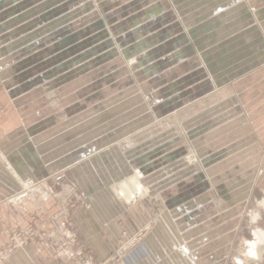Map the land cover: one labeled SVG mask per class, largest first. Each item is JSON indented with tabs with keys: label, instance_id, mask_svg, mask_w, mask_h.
Instances as JSON below:
<instances>
[{
	"label": "rangeland",
	"instance_id": "1",
	"mask_svg": "<svg viewBox=\"0 0 264 264\" xmlns=\"http://www.w3.org/2000/svg\"><path fill=\"white\" fill-rule=\"evenodd\" d=\"M167 1L0 0V98L5 109L4 111L0 110V139L5 136L7 129L16 123L32 126H36L38 123H47L41 131H38L39 138L43 135L41 138L46 137L47 140L52 136L54 138L61 133L60 130L64 126L71 124L75 126L73 134L74 138L79 141L78 152L80 153L83 151L82 147L86 139H92L99 134L105 140L110 139L116 135L115 133L122 134V130L129 129L130 124L142 123L143 125L130 131V134L125 133L118 136L119 138L109 142L105 149L101 148L98 152L95 150L96 153L93 154L102 153L119 140V151H112L108 156L105 155L108 157L105 160L103 157H97L95 160L100 158L106 165H112V171L119 169L120 172H125L127 169V172L130 171L133 174L135 170L144 166L138 159L148 158L149 151L155 147L153 146L155 142L151 143L145 140L147 137L159 136L158 143H156L159 146L167 139L168 134L171 136L177 133L176 135L183 137V133L186 131L191 136L197 133L195 129L200 126L196 114L213 105L222 107L223 112L231 115L232 111L229 109L231 106L235 108L233 103L230 104L228 98L234 91L232 90L234 88H231V83L223 84L218 93L202 100L196 106L193 105L185 109L179 113L178 117L159 114L156 118V112L151 108L149 111L152 117L150 118L145 116L146 112L144 114L143 111H139V108L145 103L149 104L146 94H150L156 89L151 91L150 84H148L151 79V74L148 72L152 68H150L151 63L163 62L161 59L167 56L164 51L156 58L153 54H155L157 46L170 42L174 38L173 17L167 19L166 22L158 24L154 22L158 16L173 10L172 5ZM253 4L257 9L260 4L264 6V2L254 1ZM127 48H130L129 51H126ZM147 55L153 56L151 59L148 57L140 64ZM136 63L139 65L134 68ZM259 67L248 74L249 79L245 78L240 83L250 84L248 89L250 91L253 89L264 91L262 79L264 70L262 71V67ZM146 68L148 70L142 71ZM165 69H160L158 74H162ZM183 75L186 74L183 73ZM183 75L170 77L164 82V86L172 85L174 81H178L176 86L180 85L181 88H186L187 85L182 86V83L179 82L181 77H184ZM134 84L144 95V98L139 102L132 101L134 98L131 99V105L124 110L120 108L123 106L120 102L125 101L128 104V99L132 97L130 95L134 91ZM6 91L10 92L13 100L7 99ZM222 102L225 103L220 106ZM258 102V106L264 104V101L258 100ZM12 107H16L17 111H7ZM105 110V117H101ZM130 112L132 117L121 120L129 124H125V127L119 129V132L113 131L114 129L103 130L101 128L108 125L111 128L119 126L122 122L118 124L117 121L123 115L127 114L128 116ZM236 117L234 116V119ZM241 130L242 136L236 140L237 145L238 143L240 145L237 147L232 146L234 144L226 146L228 147L227 158L231 155H239L245 150L249 137L247 136L246 139V128L244 130L241 127ZM36 132L35 130L34 133ZM98 132L100 133L97 134ZM125 136L131 139L128 140V137L125 138ZM61 137L63 136L61 135ZM194 139L191 136L190 141L192 142ZM221 139H216L213 143L219 144L222 142ZM139 140L145 141L137 145ZM135 141L137 146L133 147ZM137 147L138 152H133L132 149ZM168 151L166 152L163 148L158 153H154V158L156 157L154 162L168 157L170 154ZM174 151L176 156L186 162L184 169L195 166L201 173L202 167L199 166V161L202 157L195 150L193 144L186 151L181 152L180 147H174ZM129 152L132 155L127 159ZM258 153L259 156L254 157L256 162L246 160L244 152V156L240 157L238 161L219 165L218 168L210 172L212 174L211 189L213 185H215L213 188L218 186L219 188L216 189L219 193L213 197L202 196L201 199L206 202L210 198L209 200L214 203L217 210L208 209L207 212H203L204 216L199 221L196 219L191 227L182 226L179 220L180 216L173 215V222L167 224L166 229H169L170 233H168L173 242L174 251H169L167 257L158 258L155 264H196L199 248L203 246V238L214 235L210 232L214 230L215 219L223 218L231 208L230 205L233 204V201L244 203L247 198H250L251 204L256 205L254 208H257L258 205L264 209V149ZM154 162L152 163L154 164ZM0 164L11 171L20 185L19 190L11 198L13 204L8 207L7 212L0 211V264L15 252L26 250L32 245L38 250L49 252L57 264H66L68 261H72L73 264H84L85 260L90 258L96 264L105 262L98 261L89 250H85V246L80 244L78 232L69 222L63 223L59 220L60 216L69 214V203L65 200L60 202L59 209L54 213H48L44 208L31 207L33 211L27 217L29 212L27 202L41 187H46L45 179L17 174L12 169L8 156L1 146ZM213 165L215 163L209 167H213ZM94 167H97L95 163ZM214 177L216 180H213ZM23 178L35 181L34 191L31 195H24V188L21 184ZM192 179L176 187L175 192H179L183 197H187L188 194L191 196L200 193V196L208 193L209 189L202 190L200 182H198L199 179ZM110 181L112 182L113 179ZM159 182L161 180H154L153 183ZM122 184L126 185H122V188L131 191L132 196L136 197L138 192L139 195L144 193L138 181L131 185L127 181ZM219 190H222V193ZM42 193L45 197L50 196L48 192ZM121 195L123 199H119L120 202L126 204L128 196ZM80 197L85 199L84 202L88 206L89 202L84 194H75V198L79 199ZM153 197H157V194L146 195L142 200L137 198L136 203L133 202L131 205L128 203L125 212L121 211V213L116 209L118 206L117 197L116 201L111 199L109 202V205L116 206L114 212L111 211L112 214L122 216L128 223L126 228H122V224L120 225L122 230L119 231L120 235H117V241L109 256L110 263L112 261V264H116L121 255L130 247L138 244L147 233L159 231L163 238L166 235L160 225L163 219L158 214L159 205L152 200ZM160 200L163 204L169 203L165 194H162ZM5 213H7V218H5ZM12 213L13 218L11 217ZM256 213V210H248L242 219L239 213V217L237 219L235 217L232 223L221 227L222 231L219 229L218 232V237H221L220 242H228L231 237L230 229L240 223L243 225V236L249 239L251 228L249 230H245V228L248 225L259 224V221L256 222ZM4 220H11L12 224H6ZM120 221L122 222V218ZM260 225H264V220ZM67 229L75 233L76 240L74 242L67 236ZM250 244L245 245V243L239 242L237 245L238 249L247 250ZM10 249L13 250L9 252Z\"/></svg>",
	"mask_w": 264,
	"mask_h": 264
},
{
	"label": "crops",
	"instance_id": "2",
	"mask_svg": "<svg viewBox=\"0 0 264 264\" xmlns=\"http://www.w3.org/2000/svg\"><path fill=\"white\" fill-rule=\"evenodd\" d=\"M168 1L173 10L158 16L154 22L157 24L166 22L167 19L173 17L174 38L170 42L157 46L155 54H153L156 58L164 51L167 56L161 59L163 62L151 63L150 68H152L148 71L151 74V79L148 84H150L149 89L151 91L156 89L150 94H146V97L149 98V104L145 103L139 108V111H143L144 114L146 112L145 116L150 118L152 117L149 111L151 108L156 112V118L159 114L168 115L167 117H178L179 113L185 109L193 105L196 106L202 100L218 93L223 84L231 83V88L233 87L232 90L234 91L230 93L228 98L230 104L235 105V108L231 106L232 109H229L232 111L231 115L223 112L222 107L214 105L205 111L198 112L196 116L200 126L195 129L197 133L191 135L193 139L195 138L192 142L190 141L191 136L186 131L183 133V137H179L176 135L177 133L172 134V137L168 134L167 139L159 146L156 145L159 136L147 137L145 140L151 143L155 142L153 145L155 147L149 151L148 158L138 159L140 164L143 163L144 166L135 170L133 174L130 171L127 172V169L125 172H120L116 168L115 171H112L113 166L106 165L103 161L108 158L105 155L108 156L112 151H119V140L102 153L93 154L101 148L105 149V146L116 140L118 136L125 133L130 134V131L140 127L143 125L142 123L130 124L129 129L122 130V134L115 133L116 135L106 140L98 132L99 135L95 136L96 138L84 140L83 151L80 153L78 152L79 141L74 138L73 134L75 126L71 124L64 126L60 130L61 133L47 140L46 137L41 138L43 135L40 138V135L38 136V131H41L47 123H38L36 126L13 123L14 126L7 129L5 136L0 139V146L6 152L11 167L17 174L24 177L45 179L46 187H41L27 202L29 206L27 217L33 211L31 207L44 208L46 212L54 213L59 209L60 202L65 200L69 203V214L68 216H60L59 220L63 223L69 222L73 226L79 234L80 244L85 246V250H89L98 261L109 259L114 243L117 241V235H120L119 231L121 232L122 228L128 227V223L122 216L112 214L116 206L109 205L111 199L118 200L116 209L121 213V211L125 212L128 203L130 205L133 202L136 203L137 198L142 200L146 195L157 194V197H153L152 200L159 205L158 214L163 219L160 225L166 235L163 238L157 230V232L147 233L138 244L125 251L116 263L155 264L158 258L167 257L169 251H174L169 229H166L167 224L173 222V215L180 216L179 220L182 226L191 227L196 219L199 221L204 216L205 213L203 212H207L208 209L217 210L214 203L209 200L210 198L206 202L201 199L202 196L213 197L219 193L216 189L219 188L218 186L213 188L215 186L213 185L211 189L212 174L210 172L218 168L219 165L238 161L240 157L244 156V152L246 153V160L254 162V157H258V152L264 149V104L258 106V100L264 101V91H255L254 89L250 91L248 90L250 84H240L245 78L249 79L248 74L256 67L260 66L259 68L262 67V71L264 70V6L260 4L257 9L253 4L254 1L263 3L264 0ZM129 49L127 48L126 51ZM153 55L144 57L140 64L148 57L151 59ZM138 65L139 63H136L134 68ZM163 68H166L164 72L158 74ZM145 70L148 68L142 71ZM183 73L186 75L184 76ZM181 75L184 77H181L179 82L182 83V86L187 85L186 88H181L180 85L176 86L178 81H174L172 85L164 86V82L170 77H180ZM262 77L264 81V75ZM133 88L134 91L130 95L132 97L128 99V104L125 101L120 102L123 105L120 108L125 110L132 101L139 102L144 98L136 84ZM6 95L8 100L12 99L9 91H6ZM131 99L133 100L130 101ZM223 103L225 102L220 103V106ZM1 109L5 110L0 98ZM11 110L15 111L16 107L7 109V111ZM105 113L106 110L103 111L101 117H105ZM233 115L237 117L234 119ZM132 116L131 112L128 116L127 114L123 115L117 121L118 124L122 122L119 126L111 128L108 125L101 128L103 130L114 129L113 131L119 132V129L125 127V124H129L121 120ZM241 127L244 130L246 128V139L247 136L249 137L246 148L239 155H231L227 158L228 147L226 146L234 144L232 146L237 147L240 145L239 143L237 145L236 140L242 136ZM35 130L36 133H34ZM66 135L68 137H65ZM127 137L125 136V138ZM127 139L131 138L128 137ZM216 139H221L222 142L213 143ZM145 140H139L138 144L135 141L133 147L142 144ZM192 144L202 157L199 161V166L202 167L201 173L195 166L184 169L186 162L176 156L175 151L173 152L174 147H180L181 152H183L190 149ZM153 146L151 144V147ZM163 148L166 152L169 150V156L161 158L155 163L154 153H158ZM95 150L97 151L95 152ZM132 151L137 153L138 147ZM131 152L126 153L127 159L132 155ZM97 157H103V160L100 158L95 160ZM94 163L97 167H94ZM214 163L213 167H209ZM195 178L199 179L198 182H200L202 190L209 189L207 194L204 193L205 195L201 194L200 196V193L191 196L188 194L187 197H183L179 192H175L176 187L181 186L184 182L187 183L190 179L195 180ZM110 179L113 181L111 182ZM135 180L141 184V189L144 192L140 195L139 192L136 193V197L132 196L131 191L122 188L124 185L122 183L125 181L131 185V183L136 182ZM154 180H161V182L154 184ZM213 180H216V177ZM100 185L102 187H99ZM19 188L20 185L11 171L0 164V211L7 212L8 207L13 204L11 198ZM111 191H114L113 194ZM42 192H48L50 196L45 197ZM79 193L86 196L85 198L89 202L88 206L84 202L85 199L75 198V194L79 195ZM121 194L128 196L129 199L126 204L120 202L123 199ZM162 194L167 196L169 203L163 204L161 202ZM230 206L231 208L223 218L215 219L214 230L210 232L214 235L203 238V246L199 248L196 264H264V225H260L263 224L264 209L258 205L257 208H254L256 205L251 204L250 198H247L244 203L233 201ZM248 210H256V222L259 221V224L246 226L245 230L251 228L249 231L250 238L243 236V225L240 223L230 229L231 237L228 242H220L219 229L222 231L221 227L232 223L239 217V213L242 219ZM260 211L263 213L261 214ZM5 215L7 218V213ZM11 217H14L13 213ZM121 218L122 222L120 221ZM4 221L6 224H12L11 220ZM121 224L122 228L120 227ZM239 242L245 243V245L251 243L255 246L250 244L249 249L240 250L237 245ZM256 248L258 249L255 250ZM258 250L261 252L259 253ZM2 264L57 263L52 259L49 252L38 250L32 245L26 250L15 252ZM66 264L73 263L68 261Z\"/></svg>",
	"mask_w": 264,
	"mask_h": 264
},
{
	"label": "built area",
	"instance_id": "3",
	"mask_svg": "<svg viewBox=\"0 0 264 264\" xmlns=\"http://www.w3.org/2000/svg\"><path fill=\"white\" fill-rule=\"evenodd\" d=\"M21 184L23 186V190H24V195H31L34 191V185H35V181L33 180H25V178H23L21 180ZM67 236L71 239V241H75L76 240V235L74 232H72L70 229H67ZM13 249H10L9 252H11ZM110 260L111 259H108L107 261L105 262H102V263H98V264H112V261L110 263ZM84 264H96L94 262V260L92 258L88 259V260H85Z\"/></svg>",
	"mask_w": 264,
	"mask_h": 264
},
{
	"label": "bare ground",
	"instance_id": "4",
	"mask_svg": "<svg viewBox=\"0 0 264 264\" xmlns=\"http://www.w3.org/2000/svg\"><path fill=\"white\" fill-rule=\"evenodd\" d=\"M260 234H261V233H260ZM256 236H257V235H256ZM257 238H258V237H257ZM256 240H257V239H256ZM254 243H255V242H254ZM247 244H248V243H247ZM251 245H252V244H251ZM252 246H255V245H252ZM252 246H251V247H252ZM245 247H246V246H245ZM257 249H258V248H256L255 250H257ZM258 251H259V253L261 252L260 250H258ZM258 251H257V252H258ZM255 254H256V253H255ZM258 255H260V254H258ZM237 257H238V256H237ZM260 258H261V256H260ZM241 264H242V263H241Z\"/></svg>",
	"mask_w": 264,
	"mask_h": 264
}]
</instances>
